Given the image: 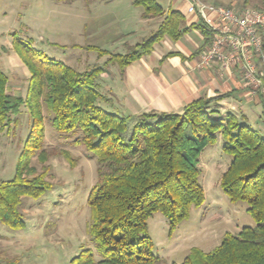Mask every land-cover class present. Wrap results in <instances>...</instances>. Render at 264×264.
<instances>
[{"label": "trees", "instance_id": "obj_1", "mask_svg": "<svg viewBox=\"0 0 264 264\" xmlns=\"http://www.w3.org/2000/svg\"><path fill=\"white\" fill-rule=\"evenodd\" d=\"M132 4L143 8L142 17L161 20L151 35L128 46L126 53L110 54L107 62L116 59L121 72L165 36L176 41L196 29L202 35V48L212 41L213 32L201 19L185 26L179 11L165 10L157 0H132ZM88 47L100 56L109 54ZM12 48L30 76L25 96H15L7 93L8 77L0 69V129L15 121L22 106L31 117V126L13 177L0 180L1 223L24 228L21 197L38 198L51 187L45 180L48 166L42 164L38 172L31 164L34 155L41 161L47 159L45 107L58 132L80 131L74 145H83L96 160L97 181L87 200V232L100 258L83 249L71 258V264H161L147 234V220L160 212L171 233L188 218L191 207L203 204L198 159L207 145L218 140L231 157L220 187L231 201L247 203L256 224L242 227L237 234L226 232L211 251L193 248L181 263L171 264H264V137L232 111L221 112L227 94L201 96L180 112H143L131 126L134 116L108 112L98 104L104 98L96 82L102 66L79 72L15 34ZM63 155L70 160L67 152Z\"/></svg>", "mask_w": 264, "mask_h": 264}, {"label": "rangeland", "instance_id": "obj_2", "mask_svg": "<svg viewBox=\"0 0 264 264\" xmlns=\"http://www.w3.org/2000/svg\"><path fill=\"white\" fill-rule=\"evenodd\" d=\"M131 1L0 0V69L8 77L7 93L24 97L30 76L12 48L14 34L79 72L94 66H102V73L119 72L116 59L107 62L110 54L122 55L128 46L153 33L137 22L143 8ZM167 1L170 0H157L163 8L167 7ZM200 1L243 9L261 8L263 0ZM180 3L172 0V7H180ZM128 28L135 30V36L126 38L130 44L120 45L117 34ZM88 46H96L109 54L100 56ZM100 75L96 79L99 92L108 98ZM98 104L116 113L104 98ZM43 116V149L47 159L41 161L34 155L31 164L38 172L42 164L48 166L45 180L51 187L38 198L21 197L24 228L12 229L0 222V264H71V258L83 249L92 250L95 258H100L87 232L90 218L87 200L97 181L96 160L83 145H74L73 141L81 135L79 130L58 132L51 125V114L45 107ZM136 119L134 116L130 120L131 126ZM14 120L0 129V180L13 177L31 126L25 106L20 107ZM221 147L222 142L218 140L207 145L199 156V182L204 190L201 206L191 207L188 218L171 233L160 212L148 218L147 234L161 264L181 263L193 248L211 251L221 243L226 232L237 234L242 227L256 224L247 211V203L231 201L220 187L221 174L231 160ZM63 152L69 154L70 160Z\"/></svg>", "mask_w": 264, "mask_h": 264}, {"label": "crops", "instance_id": "obj_3", "mask_svg": "<svg viewBox=\"0 0 264 264\" xmlns=\"http://www.w3.org/2000/svg\"><path fill=\"white\" fill-rule=\"evenodd\" d=\"M180 2L182 7L173 8L172 0L167 1L164 9L179 11L184 16V25L189 26L199 18L185 12L187 0ZM160 20L161 17L144 18L141 12L137 22L154 32ZM118 34L116 39L124 46L129 43L128 36H135V30L128 28ZM202 44V35L196 29H190L176 41L165 36L122 72L100 75L109 95L104 100L116 114L133 117L143 112H180L185 104L201 96L227 94L221 102L222 110L232 111L264 137V92L252 93L236 66L224 68L214 61L198 67L199 56L206 48Z\"/></svg>", "mask_w": 264, "mask_h": 264}, {"label": "built area", "instance_id": "obj_4", "mask_svg": "<svg viewBox=\"0 0 264 264\" xmlns=\"http://www.w3.org/2000/svg\"><path fill=\"white\" fill-rule=\"evenodd\" d=\"M185 12L203 20L213 32L211 43L199 56L198 67L214 61L224 68L236 66L252 93L264 92V10L187 0Z\"/></svg>", "mask_w": 264, "mask_h": 264}]
</instances>
